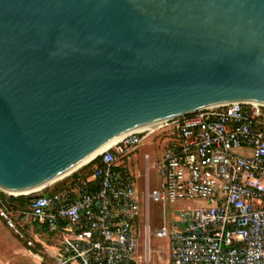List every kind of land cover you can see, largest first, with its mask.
<instances>
[{
	"label": "water",
	"instance_id": "1",
	"mask_svg": "<svg viewBox=\"0 0 264 264\" xmlns=\"http://www.w3.org/2000/svg\"><path fill=\"white\" fill-rule=\"evenodd\" d=\"M236 102L264 104V0H0V188L12 196L121 135Z\"/></svg>",
	"mask_w": 264,
	"mask_h": 264
},
{
	"label": "built area",
	"instance_id": "2",
	"mask_svg": "<svg viewBox=\"0 0 264 264\" xmlns=\"http://www.w3.org/2000/svg\"><path fill=\"white\" fill-rule=\"evenodd\" d=\"M169 127L176 139L154 163L162 190L147 192L146 208L150 199L198 205L181 212L180 223L155 231L169 239L168 264H264L261 103H227L133 131L93 159L99 162L89 179L25 195L32 196L27 205L0 188V218L30 247L55 237L50 254L57 264H138L141 201L118 162Z\"/></svg>",
	"mask_w": 264,
	"mask_h": 264
},
{
	"label": "rangeland",
	"instance_id": "3",
	"mask_svg": "<svg viewBox=\"0 0 264 264\" xmlns=\"http://www.w3.org/2000/svg\"><path fill=\"white\" fill-rule=\"evenodd\" d=\"M173 131V127L156 131L148 136L127 158L118 162L120 167L124 168L133 177L141 201V215L137 228L139 241L138 264H168L169 239L157 238L155 231L162 227L170 229L173 224L180 223V213L198 205L194 201H170L168 203H162L150 199L148 209L146 208L147 192L154 193L162 190L161 176L159 170L154 167V163L162 158L167 147L176 139ZM147 155L149 158H147ZM147 179L149 180L148 188ZM54 184L48 187L49 190L53 188ZM0 235H3L0 241V264H22L15 256L9 257L7 249L3 245V240H6L8 236L15 242L23 243V246H26V244L22 241L23 239H20L13 230L5 225L1 218ZM43 242L45 245L53 246L57 244V239L52 236H47ZM46 249L48 248L46 247ZM34 250L45 251L39 243L36 244ZM42 253L46 256L49 263L53 262L47 252Z\"/></svg>",
	"mask_w": 264,
	"mask_h": 264
},
{
	"label": "crops",
	"instance_id": "4",
	"mask_svg": "<svg viewBox=\"0 0 264 264\" xmlns=\"http://www.w3.org/2000/svg\"><path fill=\"white\" fill-rule=\"evenodd\" d=\"M1 236L3 235H0V241H1ZM22 241L25 242L26 246H23V243L21 242L13 241L8 236L6 240L5 239L3 240V245L7 249L9 257L15 256L18 259V261L22 262V264H57L56 260L50 254L51 251H54V246H48L45 245L43 241L36 240L34 246L30 247L27 245L25 240ZM38 243L41 245L43 250H45L46 247L48 249H46L45 251H41V250L35 251L34 249L36 248V244ZM42 252L44 253L47 252V254H49L53 262L49 263L46 259V256H44Z\"/></svg>",
	"mask_w": 264,
	"mask_h": 264
},
{
	"label": "trees",
	"instance_id": "5",
	"mask_svg": "<svg viewBox=\"0 0 264 264\" xmlns=\"http://www.w3.org/2000/svg\"><path fill=\"white\" fill-rule=\"evenodd\" d=\"M99 162V160H94L92 162L89 163V165H85L84 167L80 168L79 170H77L76 172L72 173L71 175L67 176L66 178H64L63 180H61L60 182H56L53 185V188H51L49 190V188H47L46 190H44V194H50V193H55L64 189H70L73 188L75 186V184L77 182H79L80 180H87L89 179L93 173H94V166L95 164H97ZM120 170L125 171L124 168H120ZM32 199V196H19V197H12L10 198L11 201L14 202H20L22 205H27L30 203Z\"/></svg>",
	"mask_w": 264,
	"mask_h": 264
},
{
	"label": "bare ground",
	"instance_id": "6",
	"mask_svg": "<svg viewBox=\"0 0 264 264\" xmlns=\"http://www.w3.org/2000/svg\"><path fill=\"white\" fill-rule=\"evenodd\" d=\"M131 133V132H130ZM127 134H129V133H127ZM127 134H124V135H121V136H119L118 138H116V139H114L113 141H111L104 149H102L100 152H99V154L101 153V152H104L105 150H108V149H110V148H113L116 144H118L120 141H121V139L124 137V136H126ZM96 157V154L95 155H92V156H90V157H88L87 159H85L83 162H81L77 167H75L70 173H68V175L69 174H72V173H74V172H76L77 170H79L80 168H82V167H84L85 165H89V163L90 162H92L93 161V159ZM68 175H66V176H68ZM60 180V179H59ZM52 184H54V183H49L48 185H46V187H41V188H38V189H35L34 191H31L32 193H36V192H41V191H43L45 188H48L50 185H52ZM9 193H11V192H9Z\"/></svg>",
	"mask_w": 264,
	"mask_h": 264
}]
</instances>
